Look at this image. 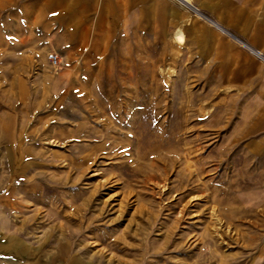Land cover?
Returning <instances> with one entry per match:
<instances>
[{
	"label": "rangeland",
	"instance_id": "1",
	"mask_svg": "<svg viewBox=\"0 0 264 264\" xmlns=\"http://www.w3.org/2000/svg\"><path fill=\"white\" fill-rule=\"evenodd\" d=\"M31 1L0 0V208L14 230L60 243L62 264L66 251L79 264H259L243 155L177 53L141 38L54 67L55 11Z\"/></svg>",
	"mask_w": 264,
	"mask_h": 264
},
{
	"label": "crops",
	"instance_id": "2",
	"mask_svg": "<svg viewBox=\"0 0 264 264\" xmlns=\"http://www.w3.org/2000/svg\"><path fill=\"white\" fill-rule=\"evenodd\" d=\"M26 8L55 11L52 50L67 70L141 38L177 53L180 68L230 123L228 152L243 155L245 211L264 218V65L249 53L264 56V0H32ZM2 213L0 264H62L60 243L30 240ZM260 240L264 264L263 233ZM79 263L65 252L63 264Z\"/></svg>",
	"mask_w": 264,
	"mask_h": 264
},
{
	"label": "built area",
	"instance_id": "3",
	"mask_svg": "<svg viewBox=\"0 0 264 264\" xmlns=\"http://www.w3.org/2000/svg\"><path fill=\"white\" fill-rule=\"evenodd\" d=\"M186 7L192 13L196 12V8L193 5L187 3ZM249 53H251V55H253L257 60L262 62L263 65H264V56H263V54L260 51L254 50V49H250ZM48 60L51 63V65L54 66V67H58L60 65V62H61L60 59L55 54H49L48 55Z\"/></svg>",
	"mask_w": 264,
	"mask_h": 264
}]
</instances>
